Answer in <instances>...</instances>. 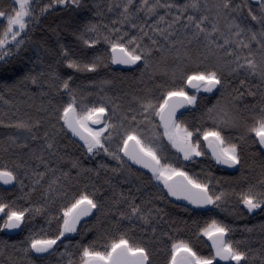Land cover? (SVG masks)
Returning <instances> with one entry per match:
<instances>
[{"label": "snow or ice", "instance_id": "snow-or-ice-1", "mask_svg": "<svg viewBox=\"0 0 264 264\" xmlns=\"http://www.w3.org/2000/svg\"><path fill=\"white\" fill-rule=\"evenodd\" d=\"M58 6L76 10L83 4L82 0H47L46 3L43 0H11L10 4L4 5L0 0V51L3 53L0 60L11 55L13 48L19 52L26 47L41 16ZM115 7L122 11L113 25L117 22L130 25L136 30L135 34L115 26L103 34L99 25L89 22L77 38L88 48L102 38L110 48V56L96 54L89 60L74 58V51L58 42L56 55L60 59L57 63L88 73L97 72L102 65L107 67L109 62L137 68L142 63L139 82L144 84L143 94H133L127 106L120 95L105 94L96 101L85 102V96L92 93H84L78 85L74 87L71 76L61 78L53 70L51 79L44 82L57 94L68 97L67 101L55 104L48 113L49 118L56 121L50 127L56 129L59 124V132L65 135L70 132L83 142L81 147L86 155L103 153L117 161V166L109 168L107 164L100 163L95 169L86 168L78 158H69L71 169L76 170L75 175L71 170L63 171L58 166L64 157L58 151L56 133L50 135L47 130L43 132L39 155L36 149H29L31 159L39 162L36 168H30L26 162H14V167L7 163L0 165V182L3 184L15 182L23 191L26 186L21 178V169L22 176L31 183L22 197H11L7 193L0 195V230L28 227L29 231L19 247L0 241V264H35L31 259L33 254L52 255L60 244L64 250L59 255L67 257L66 264H153L148 244L132 234L136 221L151 226L163 212L158 207H148L153 203L152 198L144 199L141 195L137 203L138 194L152 181L156 182L154 187L158 190L162 185L168 197L187 201L198 209L209 205L221 208L233 197L236 198L234 212H238L240 205L250 213L264 209V163L255 183L247 181L244 175V145L249 140L259 145L264 156V0H258L255 7L250 0H214L212 3L209 0H184L182 4L174 0H155L154 3L140 0L139 6H134L133 0H127ZM133 7L135 11H132ZM107 8L112 11L113 5L110 3ZM159 9H164V14H160ZM141 11L145 18L155 17L152 23L149 24L147 19L138 22L137 13ZM96 15L102 13L97 11ZM45 51L51 52L52 49L45 47ZM146 73L151 86L144 80ZM43 75L42 72L36 75L29 73L23 80L39 85ZM228 77L238 80V85L231 86ZM253 79L255 84L251 83ZM111 83V80L100 81L101 85ZM3 87L11 90L8 85ZM186 87L195 89L197 93L201 90L213 94L214 90L220 92L217 102L206 109V116L213 126L191 125L179 112L181 108L187 110V106L198 105L197 95L190 94ZM41 95L47 93L41 92ZM246 95L258 99L242 109L238 101ZM133 102L137 107L132 106ZM49 104H52L51 99ZM157 117L158 120L155 119ZM0 124L4 122L0 120ZM41 125L40 118L29 117L4 126L23 129L32 140H37L41 138L37 135ZM229 128L242 131L233 138L225 134L224 130ZM17 142L18 137H7L9 146L29 148L27 142ZM202 142L217 164L239 168L241 177L238 180L247 181L246 186L238 184L230 189L217 188L220 179L211 173L202 177L185 170L181 157L183 161H190L207 154ZM169 147L175 152H169ZM4 151L7 152L8 148ZM45 151L55 158L54 164L45 160ZM41 164L44 171L38 170ZM132 165H139L151 174L147 181L141 179L143 173L134 170ZM101 169L125 176L129 183L135 177V191L129 189L126 194L111 177H107L104 184L111 195L104 193L102 199L103 186H97L91 175L94 173L99 177ZM46 178L47 186L42 188L40 200L32 202V194L45 184ZM82 180L87 182L81 185ZM73 182L79 186L76 190H72ZM158 195L160 199H166L162 191ZM21 199L28 200V205L19 204L17 201ZM57 199L61 201L59 205L56 204ZM41 214L47 227L29 226ZM93 215L96 216L92 225L97 233L95 239L64 243L62 238L66 239L69 233H79L83 237L89 229L81 232L77 226L82 218ZM53 222L55 228L52 227ZM156 231L152 226L153 236ZM232 231L229 224L216 218L205 221L197 235L202 234L211 241L208 255L200 254L189 240L162 232L161 235L168 236L171 241L170 247L165 245V264H252L253 257L241 247L244 241L230 238ZM261 264H264V257Z\"/></svg>", "mask_w": 264, "mask_h": 264}, {"label": "trees", "instance_id": "trees-1", "mask_svg": "<svg viewBox=\"0 0 264 264\" xmlns=\"http://www.w3.org/2000/svg\"><path fill=\"white\" fill-rule=\"evenodd\" d=\"M44 3L47 0H43ZM127 0H82L83 7L76 10H65L62 7H56L50 9L46 14L40 18V23L36 26L35 30L30 33L31 42L26 47L22 48L19 52L16 49H12V54L7 56L6 59L0 60V120L4 124H0V165L7 163L10 167H14V162H26L30 168H36L38 161L31 159L29 149H36L37 155H39V149L43 146V132L47 130L50 135L56 133V139L58 141V151L64 159L59 161V168L63 171L71 170L72 174L75 175L76 170L71 169L69 158H78L84 167L86 168H97L100 163L107 164L109 168L116 167L117 161L111 157L101 153L97 156H90L85 154V150L81 147L82 141H79L76 137H73L70 132L65 135L64 132H59V124L56 129H52L50 124L56 123L54 118H49L48 113L52 111L55 104L61 101H67V95H59L49 88L48 84L44 81L51 79L50 73L54 70L59 74L61 78H67L71 76L73 86H79L84 93H92V95L85 96V102H92L99 99L102 95L122 97V102L127 106L128 102L131 101L133 94L142 95V89L144 84L140 83L141 72L140 68H143V64H140V68H133L129 70L116 69L110 62L107 67L101 66L97 72H77L74 69H70L64 63H57L60 59L56 55L59 44H63L68 48L72 49L75 53L74 58H80L83 60H89L93 55L100 54L105 57L110 56V48L101 38L99 42L88 48L81 43L77 38L78 33L83 31V26L89 22L99 25V31L103 34H107L108 29L115 26L117 28H123L124 31H128L131 34H135L136 30L132 29L130 25H121L118 22L113 25V21H118L119 12L121 8L115 7L119 3H126ZM150 3H154L155 0H149ZM164 2V0H161ZM173 2V0H169ZM176 3H184V0H174ZM214 0H209V3ZM258 0H250V3L255 7ZM4 5L10 4L9 0H2ZM113 5V10L109 11L107 8L108 4ZM140 0H133L134 6H139ZM97 5L99 6L97 8ZM97 11L101 12L102 15H96ZM135 11V7L132 8ZM164 9H159L160 14H164ZM244 15H247L245 11ZM139 18L138 22H143L147 19L150 24L155 19L145 18L144 12L137 13ZM223 23V21L221 22ZM254 24V22H252ZM108 27L105 28L104 26ZM76 33V34H74ZM89 35H95L89 33ZM45 47L52 49L51 52H46ZM0 51V55H2ZM51 65V68L49 67ZM44 73L40 77V84H32L31 81L23 80L26 74L31 73L36 75L38 73ZM160 78L157 77V80ZM231 86H237L238 80L228 77ZM101 80H111V84H100ZM144 80L151 86V81L147 80V73L144 76ZM252 84L256 81L251 80ZM10 86L11 90H6L3 86ZM242 91L244 89H241ZM186 91L188 88L186 87ZM41 92L47 93V95H41ZM63 92V90H61ZM128 95H125V94ZM213 93H201L198 94V105L196 107H190L184 113V118L191 125L211 127L213 122L206 116V109L211 107L220 98V92L214 91ZM158 94V93H157ZM52 100V104H49V100ZM257 98L251 96H244L238 105L240 108H244L245 105H252L256 103ZM10 101L5 103L4 101ZM223 103V101H222ZM133 107L137 105L133 102ZM47 109L43 111L41 109ZM29 117L42 120V125L37 133L40 139L32 140L30 135L23 129H16L5 127L8 124L17 119H28ZM140 119V117H138ZM156 119V118H155ZM225 134L233 138H236L242 129L229 128L225 129ZM8 136L18 137V144L28 143L29 148H23L16 145L9 146L7 143ZM202 141V137H200ZM113 147V146H112ZM8 148L5 152L4 149ZM114 148V147H113ZM202 148L207 153L204 156L194 158L190 161H180L185 170L192 174L206 176L208 173L215 178L220 179V183L216 185L217 188L223 187L230 189L231 187H237L238 184L246 186L247 181L255 183L256 179L259 178L261 170V164L264 163V156L261 155V150L258 144H252L251 140L244 145L245 149V166L244 175L247 177V181L239 179L241 177V171L238 168L234 172L227 171L218 167L211 154L207 150L206 145L202 142ZM45 160H49L51 163H55V158L50 157L45 151ZM134 169V168H133ZM39 171H44V166L41 164L38 168ZM135 170V169H134ZM21 178L24 179L25 188L21 191L18 184L12 188H5L0 185V195L7 193L11 197H22L25 192L31 187L30 180L27 177H23V169L20 170ZM50 175V174H49ZM93 181L97 186H103L101 198L103 194L111 195L108 186L104 184V180L107 177H111L113 183L118 184L119 189L123 190L126 194L129 189L135 191V185L133 181L131 183L126 182L125 176H118L111 172H105L103 169L100 170V176L97 177L95 174H91ZM86 180L81 181V185L86 183ZM47 186V178L44 185L38 188L35 193L32 194V202H38L40 200V192L43 187ZM79 187L73 182L72 190H76ZM90 190V189H89ZM162 189H157L154 184L151 183L141 194H138L137 203L140 202V196L144 199H153V203L148 207H158L163 209L160 213V217L153 221L151 226L143 225L141 222L136 221V228L132 234L139 240L148 244V247L152 251L153 264H165L166 251L165 245L170 247L171 241L168 236H162V232H167L169 236H175L180 239H186L191 242L194 249L200 254L208 255L211 252L208 239L203 237L202 234L197 235L199 227L204 226L205 221H210L212 218H216L224 223L229 224L233 231L229 234L233 240L244 241L241 245L246 251L249 252V256L253 257L252 264H261V258L264 257V209H257L254 212H248L243 205L239 206L238 212H234L233 209L236 207L235 200L233 197L227 203L223 204L221 208L213 207L211 211L198 212L194 211L186 206L174 203L170 201L165 193L163 195L166 199H160L158 192ZM19 204L27 206L29 201L21 199L17 201ZM61 201L57 199L56 204L59 205ZM187 208L190 211H185ZM96 220V216L83 223L78 229L81 232L84 229H89L84 232L83 237L79 233H72L66 236L64 243L71 241L75 244L76 241L81 239L84 242H88L96 238L97 233L92 228ZM196 221L197 223H193ZM127 225V221L124 222ZM34 228L40 226L47 227L44 215H37L31 222L30 225ZM156 227L157 231L155 236L151 232V227ZM52 227L55 228L56 224L53 222ZM141 229H147L142 231ZM251 229V231H248ZM29 235L28 227H23L21 232L16 236L6 235L3 230H0V241H7L8 244H16L20 246L21 242ZM150 241V242H149ZM59 243V242H58ZM103 243V241H101ZM63 244L57 249V252L52 255L44 257H37L33 254L31 259L35 261V264H66L67 257L61 258L59 252L63 251ZM221 264V263H220Z\"/></svg>", "mask_w": 264, "mask_h": 264}, {"label": "water", "instance_id": "water-1", "mask_svg": "<svg viewBox=\"0 0 264 264\" xmlns=\"http://www.w3.org/2000/svg\"><path fill=\"white\" fill-rule=\"evenodd\" d=\"M0 20H2V18H0ZM113 66H114L116 69H124V70H129V69H133V68L136 67V66H127V65H118V64H113ZM188 89H189L190 91H194V90H195V89H192L191 87H188ZM214 91H215V90H214ZM187 110H188V106H187ZM187 110H186L185 108H181V109H179V112H181V113L184 114ZM76 138L79 139L78 137H76ZM209 151H210V150H209ZM210 153H211V151H210ZM213 160H214V159H213ZM214 162H215V160H214ZM215 164H216L218 167H220V168H222V169H225V170H227V171H230V172H234V171H236V170L238 169V168H229V167H227V166H225V165H219V164H217L216 162H215ZM132 167H134V168H136V169L143 170V171L149 173L146 169H142L139 165H132ZM149 174H150V173H149ZM0 185L3 186V187H5V188H12V187L15 186V182H14L13 184H9V185H5V184H3L2 182H0ZM165 193H166V190H165ZM166 195H167V193H166ZM167 197H168V196H167ZM168 199H169L170 201L174 202V203H177V204H180V205L186 206V207H188V208H190V209H192V210H194V211H198V212H206V211H208V209H212V208H213V206L209 205V206H206L205 208H200V209H198V208H196L195 206L189 204L187 201H184V200H176V198H174V197H168ZM94 211H95V210H94ZM93 217H94V215H93V216H89V217H84V218H82L80 224H79L77 227L79 228V227L81 226V224H83L84 222H87V221L91 220ZM22 229H23V227H22L21 229L3 230V232H4L6 235H9V236H16V235H18V234L21 232ZM208 242H209V245H211V241L208 240ZM34 255L37 256L36 254H34ZM47 255H48V254H42L41 256H37V257H44V256H47ZM220 263L223 264V262H220Z\"/></svg>", "mask_w": 264, "mask_h": 264}, {"label": "flooded vegetation", "instance_id": "flooded-vegetation-1", "mask_svg": "<svg viewBox=\"0 0 264 264\" xmlns=\"http://www.w3.org/2000/svg\"><path fill=\"white\" fill-rule=\"evenodd\" d=\"M10 1V3H11V0H9ZM188 88V87H187ZM196 90H194V91H190L189 89H188V92L189 93H194ZM188 108H190L189 106H188ZM208 151H209V149H208ZM209 153H210V151H209ZM211 154V153H210ZM134 168V167H133ZM137 172H139V173H143V176L141 177V179H143V180H145V181H147V178L148 177H150V175L151 174H149V173H147V172H145V171H143V170H140V169H136V168H134ZM131 181H133L134 182V184H137V180H136V178L135 179H132ZM152 183L155 185V181H152ZM160 189H162V191L165 193V190H163V188H162V186H160ZM165 195H166V193H165ZM166 197H167V195H166ZM168 198V197H167ZM85 223V222H84ZM82 225V224H81ZM72 234V233H71Z\"/></svg>", "mask_w": 264, "mask_h": 264}, {"label": "rangeland", "instance_id": "rangeland-1", "mask_svg": "<svg viewBox=\"0 0 264 264\" xmlns=\"http://www.w3.org/2000/svg\"><path fill=\"white\" fill-rule=\"evenodd\" d=\"M201 93H204L203 90H201L199 93H197V92L195 91L194 93H190V94L198 95V94H201ZM189 107H191V106H189ZM156 119L158 120V117H157ZM112 146L115 147V144L113 143ZM207 150H208V149H207ZM169 152L174 153L175 150H174V149H171V148L169 147ZM195 158H198V157H195ZM181 161H183V160H182V157H181ZM132 179H135V177H133ZM161 186H162V185H161ZM69 234H71V233H69ZM69 234H66V236L69 235ZM206 238H207V237H206Z\"/></svg>", "mask_w": 264, "mask_h": 264}]
</instances>
